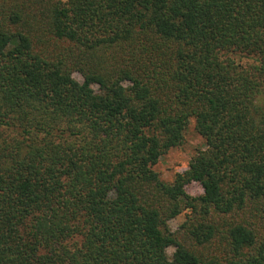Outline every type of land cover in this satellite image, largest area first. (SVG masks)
I'll use <instances>...</instances> for the list:
<instances>
[{
    "label": "trees",
    "instance_id": "trees-1",
    "mask_svg": "<svg viewBox=\"0 0 264 264\" xmlns=\"http://www.w3.org/2000/svg\"><path fill=\"white\" fill-rule=\"evenodd\" d=\"M0 264H264V0H0Z\"/></svg>",
    "mask_w": 264,
    "mask_h": 264
},
{
    "label": "rangeland",
    "instance_id": "rangeland-1",
    "mask_svg": "<svg viewBox=\"0 0 264 264\" xmlns=\"http://www.w3.org/2000/svg\"><path fill=\"white\" fill-rule=\"evenodd\" d=\"M245 62V61H244ZM74 78L82 82L79 74H74ZM205 149V141L195 130L194 121L190 122L189 128L185 134V143L182 147L171 150L167 155L161 158L155 166V171L160 175L161 179L166 182H171L177 173L184 172L188 169L191 159L196 155L197 151ZM187 193L191 196L202 194V189L199 185L193 184L187 187ZM186 213L169 222L170 229L175 232L180 225L186 220ZM168 255L174 253V249H168Z\"/></svg>",
    "mask_w": 264,
    "mask_h": 264
}]
</instances>
